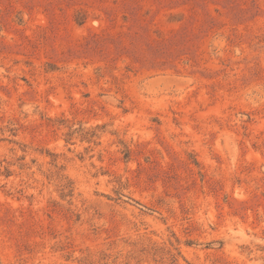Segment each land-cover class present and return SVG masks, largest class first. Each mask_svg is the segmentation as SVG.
Here are the masks:
<instances>
[{
  "label": "rangeland",
  "instance_id": "374dc122",
  "mask_svg": "<svg viewBox=\"0 0 264 264\" xmlns=\"http://www.w3.org/2000/svg\"><path fill=\"white\" fill-rule=\"evenodd\" d=\"M0 264H264V0H0Z\"/></svg>",
  "mask_w": 264,
  "mask_h": 264
}]
</instances>
